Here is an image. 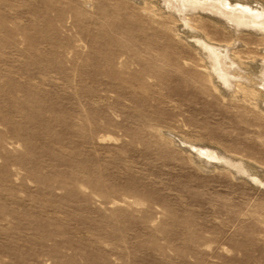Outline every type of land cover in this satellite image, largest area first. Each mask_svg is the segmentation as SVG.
Segmentation results:
<instances>
[{
  "label": "rangeland",
  "instance_id": "374dc122",
  "mask_svg": "<svg viewBox=\"0 0 264 264\" xmlns=\"http://www.w3.org/2000/svg\"><path fill=\"white\" fill-rule=\"evenodd\" d=\"M135 1L0 0V264H264V115L196 40L236 48L237 83L264 42Z\"/></svg>",
  "mask_w": 264,
  "mask_h": 264
},
{
  "label": "bare ground",
  "instance_id": "6f19581e",
  "mask_svg": "<svg viewBox=\"0 0 264 264\" xmlns=\"http://www.w3.org/2000/svg\"><path fill=\"white\" fill-rule=\"evenodd\" d=\"M136 1H138V0H136ZM143 1H145V0H143ZM146 1H148V0H146ZM158 1H160V3H161L160 8L163 5L164 9L166 10L165 11L166 14H169V15H172V16H176L178 18V20L177 19L176 20L179 21V19H180L185 26L186 25L187 26L190 25V21L189 20H190L191 17L189 18V16H193L194 14H200L201 15V13H205V14L211 15L213 20H215L217 23L227 27V29H229L228 27H230L231 31L233 32V34H237L238 32L241 33L243 29H251V30H254V34H256V36H257V34L260 35L262 42H264V27L263 26L259 27L257 25L258 22H261V20L258 19L259 13L257 12L258 14H256L255 11H252L249 8H245L242 5L241 6L232 7V6L228 5V3L223 2L224 0L223 1L217 0V1H211V2H210V0L208 2H199L197 0H158ZM140 4H142V3H140ZM259 5H260V3H259ZM200 9H202V10H200ZM258 9H260V8H258ZM155 10H156V8H155ZM145 11L146 10H144V12ZM260 13H262V12H260ZM153 14L154 13L152 12V15ZM191 19H193V18H191ZM258 20H260V21H258ZM259 25H261V24H259ZM262 25H263V23H262ZM189 27H191V25ZM247 34H249V33H247ZM233 40L235 41V39H233ZM236 42L237 41H235V43ZM196 43L201 47L200 49L202 51H204V54H205V56L203 57L204 61H205V63H204L205 64V70L204 71H205V75H206L208 81L210 82L211 86L221 96H223V98L224 97H226V98L229 97V98H233V99L242 100V101H244V103L246 102V104H248L249 107L255 109L260 114L264 115V57H263V59L261 57H260L261 58L260 60L258 59L259 62L261 61L260 63L258 61H257V63H254V61L252 60L253 63H251V64H249V66L245 67L246 69H249L250 72H249L248 76L245 75L246 77H245V81L243 83L242 82L241 83H237L236 81H234V82H236V83H234L233 80H232V77L229 76L230 73H233L234 71L232 72L233 68L231 67V65L229 66V64H228V60L233 59L232 58L233 56L231 57L230 54H229L230 55L229 56L228 53L230 52L229 50H232V48L234 49L235 47L233 46L229 50L227 48H225V50L223 51V50H220V46L222 47L221 44H219L220 46L218 48V47H216L217 45L215 46V45L211 44V43H213L211 41L205 42V40L203 41L201 39H197ZM239 43H241V42L239 41ZM229 44H231V43H229ZM243 45L244 44H242V46ZM223 47H225V45ZM240 48H242V47H240ZM243 48H244V46H243ZM261 49H259V51ZM237 56H235V57H237ZM235 57L233 59L234 61H235V59H237ZM239 57H240V55L238 56V58ZM252 59H254V58H252ZM233 60H231V61H233ZM237 62L238 61H236V63ZM242 62H244V61H240V63H242ZM238 63L236 64V66L238 65ZM256 70H258V73H260L259 76H257L258 74L256 75V73H255ZM236 77H234V79ZM242 79H244V77ZM185 148L188 149V151L190 153L194 152L198 156L202 155L204 158L206 157V159H214V160H217L216 162H218V160H220V161L225 163V164H223V166H225L227 164V166L229 165L230 168L233 167L234 168V172L237 169L236 171L239 172V175H240V172L241 173L244 172V175L242 174L243 176L247 175L246 172H245V166L243 165L246 162H244V163H242V162H234L235 160L233 161L230 158H226V156L224 157V155H226V154H224L223 156H220V154H218L219 152L217 153V151L215 149H213V150H215L216 152L213 151L212 149L203 150L204 147H199V146H195V145L186 146ZM220 152L223 153L222 151H220ZM194 153H192V156L194 155ZM227 155H228V157H230V156L233 157L232 155H230V156H229V154H227ZM197 158L198 157H196V159ZM193 159L195 160V157H193ZM198 159H201V158H198ZM233 159H235V158L233 157ZM239 160H241V159H239ZM203 161H205V160H203ZM199 162H197V164H199ZM216 162H215V164H216ZM203 164L206 165L205 163H203ZM218 164L220 165V163H218ZM248 165H250V164H248ZM199 166L202 167L203 165L200 164ZM250 166H252V165H250ZM224 168H226V167H224ZM255 170H257V172H258V169H255ZM255 172L256 171H254V173ZM258 173H256V174L258 175ZM250 175H252V173ZM260 175H262V173ZM252 177H254V174H253ZM260 178H261V176H260ZM259 184H262V183L259 181ZM256 185H258V184H256Z\"/></svg>",
  "mask_w": 264,
  "mask_h": 264
}]
</instances>
